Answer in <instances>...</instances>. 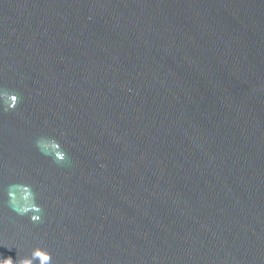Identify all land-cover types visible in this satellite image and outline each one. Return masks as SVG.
Segmentation results:
<instances>
[{
	"label": "water",
	"instance_id": "obj_1",
	"mask_svg": "<svg viewBox=\"0 0 264 264\" xmlns=\"http://www.w3.org/2000/svg\"><path fill=\"white\" fill-rule=\"evenodd\" d=\"M0 261L264 264V0H0Z\"/></svg>",
	"mask_w": 264,
	"mask_h": 264
},
{
	"label": "clouds",
	"instance_id": "obj_2",
	"mask_svg": "<svg viewBox=\"0 0 264 264\" xmlns=\"http://www.w3.org/2000/svg\"><path fill=\"white\" fill-rule=\"evenodd\" d=\"M0 264H10V261H0Z\"/></svg>",
	"mask_w": 264,
	"mask_h": 264
}]
</instances>
